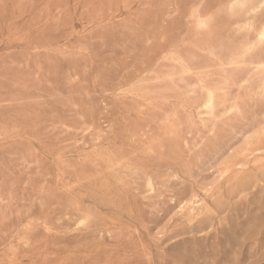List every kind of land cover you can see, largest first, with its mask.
Listing matches in <instances>:
<instances>
[{
    "label": "rangeland",
    "instance_id": "rangeland-1",
    "mask_svg": "<svg viewBox=\"0 0 264 264\" xmlns=\"http://www.w3.org/2000/svg\"><path fill=\"white\" fill-rule=\"evenodd\" d=\"M229 1L0 0V264H264V48Z\"/></svg>",
    "mask_w": 264,
    "mask_h": 264
},
{
    "label": "bare ground",
    "instance_id": "bare-ground-1",
    "mask_svg": "<svg viewBox=\"0 0 264 264\" xmlns=\"http://www.w3.org/2000/svg\"><path fill=\"white\" fill-rule=\"evenodd\" d=\"M262 4H264V0H230L229 1V9L227 11H229L228 14H230L229 15L230 17L238 16L240 11L244 12V16L242 17V19L239 22L240 31H242V32L244 31L247 33H251V32L255 33V35L253 37L248 36L244 40V42L241 46V57L245 56V55L247 56L249 53H252L254 50H256L258 48H262L261 41L259 40V35L261 34V32H264V23L261 25V27L259 29H256V18L258 17V15L262 11H264V8H261ZM197 19H199V21H202L204 18L199 16ZM230 19H232V18H230ZM207 23L209 25L210 20ZM200 26H202V25H200ZM206 27L204 26V28H206ZM233 46H234V42L228 43L229 48H232ZM238 60H240L239 57L236 60L237 63L239 62ZM259 65L264 66V62H260ZM234 67H236V66H234ZM218 98H219V93L217 90H209L207 92V95H206L204 102H203V105H202V109L204 111L203 113H205V114L207 113V115L208 114L212 115L214 113L216 107H217ZM237 110L238 109H236V111ZM148 186H149L150 190H153L152 183H149ZM190 209L192 210V212H194L196 210V207L192 206ZM200 217H201V215H200ZM198 219H200V218H198Z\"/></svg>",
    "mask_w": 264,
    "mask_h": 264
},
{
    "label": "snow or ice",
    "instance_id": "snow-or-ice-1",
    "mask_svg": "<svg viewBox=\"0 0 264 264\" xmlns=\"http://www.w3.org/2000/svg\"><path fill=\"white\" fill-rule=\"evenodd\" d=\"M261 8H264V4L261 5ZM259 40L261 41L262 48H264V32H261L259 35Z\"/></svg>",
    "mask_w": 264,
    "mask_h": 264
}]
</instances>
